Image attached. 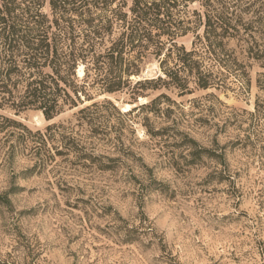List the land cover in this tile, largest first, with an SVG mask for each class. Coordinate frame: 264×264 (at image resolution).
Here are the masks:
<instances>
[{
  "label": "rangeland",
  "instance_id": "rangeland-1",
  "mask_svg": "<svg viewBox=\"0 0 264 264\" xmlns=\"http://www.w3.org/2000/svg\"><path fill=\"white\" fill-rule=\"evenodd\" d=\"M122 2L130 4L115 5ZM188 10L200 11V0ZM191 41L177 45L189 50ZM139 68L132 85L164 78L152 55ZM247 72L243 88L182 96L162 85L139 95L92 86V102L49 122L32 110L0 109L31 133H0V264H264V69L252 64ZM161 95L155 111H121ZM103 101L122 116L112 113L106 127L114 130L91 135L77 113ZM52 125L60 128L46 132ZM146 128L166 133L151 137ZM37 133L53 138L41 146ZM82 154L113 162L90 164Z\"/></svg>",
  "mask_w": 264,
  "mask_h": 264
},
{
  "label": "trees",
  "instance_id": "trees-1",
  "mask_svg": "<svg viewBox=\"0 0 264 264\" xmlns=\"http://www.w3.org/2000/svg\"><path fill=\"white\" fill-rule=\"evenodd\" d=\"M193 2L130 0L129 6L124 2L116 6V0H0V109L16 114L32 110L49 122L65 107L92 102L87 92L92 86L102 94L127 88L139 95L138 90L162 85L177 90L179 96L192 90H226L229 84L247 86L248 68L258 64L264 69V0H200V11H189ZM45 6L49 14L42 12ZM188 35L192 41L186 50L177 39ZM146 54L159 61L164 78L132 85L128 78L138 75ZM78 62L84 68L77 85ZM164 98L161 95L127 115L155 111ZM258 108L257 104L256 113ZM112 113L122 116L111 102L92 103L78 111L77 121L91 135L107 134L114 130L106 127ZM0 119L5 125H0V133L10 136L6 128L12 127L31 135L22 125ZM58 128L48 126L46 132ZM146 129L151 137L166 133ZM37 135L41 146L53 138ZM66 139L64 147L70 152L73 141ZM78 159L90 164L113 162L85 154ZM98 167L108 169L101 162ZM0 202L5 200L0 197Z\"/></svg>",
  "mask_w": 264,
  "mask_h": 264
},
{
  "label": "bare ground",
  "instance_id": "bare-ground-1",
  "mask_svg": "<svg viewBox=\"0 0 264 264\" xmlns=\"http://www.w3.org/2000/svg\"><path fill=\"white\" fill-rule=\"evenodd\" d=\"M76 73L79 77L83 76V67H80L76 70ZM145 99H139V103H144ZM134 106V105H133ZM131 106L130 105H124L121 107V111L123 112H128L130 110Z\"/></svg>",
  "mask_w": 264,
  "mask_h": 264
}]
</instances>
